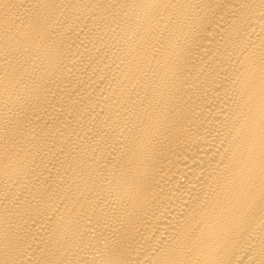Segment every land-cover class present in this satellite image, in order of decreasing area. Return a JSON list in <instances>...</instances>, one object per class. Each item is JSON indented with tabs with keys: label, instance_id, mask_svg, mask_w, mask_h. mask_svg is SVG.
<instances>
[{
	"label": "bare ground",
	"instance_id": "6f19581e",
	"mask_svg": "<svg viewBox=\"0 0 264 264\" xmlns=\"http://www.w3.org/2000/svg\"><path fill=\"white\" fill-rule=\"evenodd\" d=\"M0 264H264V0H0Z\"/></svg>",
	"mask_w": 264,
	"mask_h": 264
}]
</instances>
